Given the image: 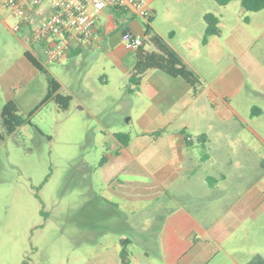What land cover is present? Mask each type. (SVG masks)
<instances>
[{"label":"crops","instance_id":"1","mask_svg":"<svg viewBox=\"0 0 264 264\" xmlns=\"http://www.w3.org/2000/svg\"><path fill=\"white\" fill-rule=\"evenodd\" d=\"M107 17L106 23H99L103 33L95 45L108 43L119 26L130 22ZM156 32L200 76L203 87L195 92L182 77L151 69L144 79L150 95L136 88L145 96L137 118L139 132L128 134L126 144L117 139V132L110 133L113 150L92 169L86 210L92 236L82 264H125L120 258L122 238L129 241L126 264H246L255 254L264 258V172L254 178L245 172L246 165H230L241 170L233 174L220 157L239 147L250 149L251 137L264 146L263 110L257 106L252 114L255 105L239 96L245 78L237 66L210 78L203 74L190 54L196 36L177 45L174 33L164 37ZM25 38L20 33L24 52L30 53ZM6 55V64L0 66V108L8 100L19 107L38 94L29 85L39 70L24 54L13 60ZM133 62L132 57L126 59L125 76ZM60 85V92L70 95L69 88ZM241 129L248 131L244 137ZM201 134L206 135L201 138L206 158L198 153L196 138ZM100 216L115 223L99 226Z\"/></svg>","mask_w":264,"mask_h":264},{"label":"rangeland","instance_id":"2","mask_svg":"<svg viewBox=\"0 0 264 264\" xmlns=\"http://www.w3.org/2000/svg\"><path fill=\"white\" fill-rule=\"evenodd\" d=\"M146 1L153 14L149 23L153 32L158 30L164 37L174 33L177 45L196 36L190 54L207 78L230 65L243 72L245 84L239 96L263 110L264 127V7L248 11L240 0L225 5L214 0ZM207 12L219 18L220 35L204 45L203 15ZM106 14L98 24L106 23L108 15L116 16L110 7ZM135 18L145 29L146 21ZM16 22L11 10L0 5V66L6 64L5 54L10 60L24 54L20 33L11 29ZM94 47L44 63L69 88L68 108H59L53 100L36 108L47 92L46 75L39 71L29 85L38 94L18 107L24 117L31 113L30 122L4 134L0 141V264L86 261L88 237L92 236L86 215L92 169L113 150L110 133L134 136L139 132L137 118L145 108L143 92L129 84L123 71L126 59L134 58L132 50L122 41L113 47L107 42ZM152 47L145 42L146 50ZM0 131L4 132L1 124ZM241 132L243 137L248 133L246 129ZM250 139V149L239 147L220 157L233 174L241 170L230 169V165H246L245 172L256 178L264 172V146ZM98 189L96 185L94 190ZM113 220L100 216L96 224H114Z\"/></svg>","mask_w":264,"mask_h":264},{"label":"built area","instance_id":"3","mask_svg":"<svg viewBox=\"0 0 264 264\" xmlns=\"http://www.w3.org/2000/svg\"><path fill=\"white\" fill-rule=\"evenodd\" d=\"M0 5L11 10L17 19L12 31L25 33L30 53L42 63L58 61L75 50L93 49L103 33L98 20L106 8L115 7L146 22L152 15L146 0H0ZM121 41L135 50L142 37L127 33Z\"/></svg>","mask_w":264,"mask_h":264},{"label":"trees","instance_id":"4","mask_svg":"<svg viewBox=\"0 0 264 264\" xmlns=\"http://www.w3.org/2000/svg\"><path fill=\"white\" fill-rule=\"evenodd\" d=\"M217 4L225 5L231 0H214ZM242 8L248 11H259L264 7V0H240ZM117 17L124 18L126 22L134 19V16H126L122 10H118L113 7ZM153 14L146 22L145 37H142V44L134 50V62L127 69L126 77L130 85L136 86L138 89L145 91L150 95L148 84L144 81L147 73L151 69H159L167 73L170 76H180L185 79L192 87L193 91H198L203 87V82L200 76L182 60V58L168 45V43L158 33L153 32L150 27V21ZM204 20V33L201 39L203 44L207 43L210 36H219L220 28L218 26L219 18L211 12H207L203 15ZM145 42H151L154 46L153 50H146L144 48ZM80 50H75L74 53H78ZM27 59L41 72L45 73L47 79V92L43 100L38 104L36 108L44 104L48 100H53L59 108L67 109L71 95L62 94L60 92V83L45 69V67L28 51L24 52ZM128 90H132L128 87ZM255 110H259L258 107H252L251 113L254 114ZM24 117L20 114L17 104L13 100H8L0 108V124L3 127V131H0V141L3 140L4 134L14 133L18 127L26 122H30L29 116ZM117 139L126 144L128 139L127 133H115ZM205 134L198 135L196 140L200 143L202 149V158L207 157L205 141L201 138H205ZM106 159L102 157L101 162ZM120 258L125 263L127 256V244L128 239H121ZM246 264H264V258L260 254L253 255Z\"/></svg>","mask_w":264,"mask_h":264},{"label":"water","instance_id":"5","mask_svg":"<svg viewBox=\"0 0 264 264\" xmlns=\"http://www.w3.org/2000/svg\"><path fill=\"white\" fill-rule=\"evenodd\" d=\"M127 33H134L135 35L145 37L144 27L136 18H134L128 23L126 27L117 29L114 33L109 36V46L113 47L117 45L121 41L122 37Z\"/></svg>","mask_w":264,"mask_h":264},{"label":"flooded vegetation","instance_id":"6","mask_svg":"<svg viewBox=\"0 0 264 264\" xmlns=\"http://www.w3.org/2000/svg\"><path fill=\"white\" fill-rule=\"evenodd\" d=\"M126 26H127V24L122 25V26H119L117 29H119V28H124V27H126ZM117 29H116V30H117ZM116 30H115V31H116ZM115 31H114V32H115Z\"/></svg>","mask_w":264,"mask_h":264}]
</instances>
